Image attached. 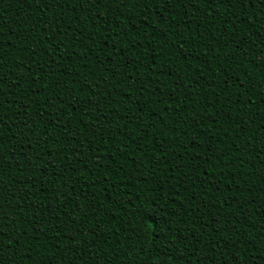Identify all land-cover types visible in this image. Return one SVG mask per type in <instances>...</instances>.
Returning a JSON list of instances; mask_svg holds the SVG:
<instances>
[{
	"label": "trees",
	"instance_id": "trees-1",
	"mask_svg": "<svg viewBox=\"0 0 264 264\" xmlns=\"http://www.w3.org/2000/svg\"><path fill=\"white\" fill-rule=\"evenodd\" d=\"M0 264H264V0H0Z\"/></svg>",
	"mask_w": 264,
	"mask_h": 264
}]
</instances>
